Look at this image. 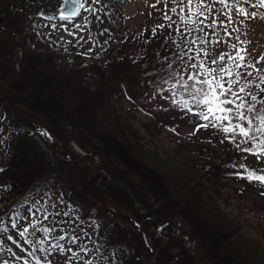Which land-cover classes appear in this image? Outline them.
<instances>
[{"label":"trees","instance_id":"16d2710c","mask_svg":"<svg viewBox=\"0 0 264 264\" xmlns=\"http://www.w3.org/2000/svg\"><path fill=\"white\" fill-rule=\"evenodd\" d=\"M58 1L53 0L52 7L48 8L46 7L47 0H0V70H2L0 77L6 81V84L0 81V105L5 106L4 108L0 106V179L4 178L6 173L9 176L17 175L13 181H0L3 182V185L2 183L0 185V199L1 195L8 193L9 201L6 203L15 206L23 204L20 211L14 213L15 218L19 220V213L28 210L24 198L28 197L27 200L30 206L32 205L30 199L35 196V190H33L35 187L31 184L38 178L27 170L26 165L37 163L39 172L36 173L45 177L42 186H57V189L68 186L74 191L73 186H70L71 181V183H77L78 188L82 190L74 191L75 193L71 196H62L57 199V206L62 202H67L68 207L60 210L58 206L53 210L69 212L68 216H57L74 217L73 222L70 220L56 222L54 220L56 216H54L46 223L53 226L55 221L56 232L66 229L70 234L75 232L81 237L83 246L89 249L88 253L80 252L77 245H68L67 237L61 243L72 247L78 256L83 257V261L91 260L93 264H162L157 259L159 257L166 264H202L176 236L169 239V244L174 248L171 249L169 246H159L156 242L157 238L148 233L150 244L144 247L134 229L128 230L126 227L118 226V222H111L108 212L116 211L107 208V205H112L111 201L117 205L133 208L135 203L149 202L146 201L149 195H158L163 199L162 207L172 212H179L185 217L190 226L191 235L196 238L201 251L203 250L212 262L216 264H264V256L250 252L254 251L255 247L250 250L240 249L244 240L238 237L237 223L215 205L213 192L207 191L206 187L210 181L215 183L219 181L218 176L225 174L224 157L218 159V162L210 163L196 183L185 185L179 182L185 178V175L178 172L175 167L177 165L164 162L160 158L149 162L148 155L144 153L142 147L130 138L126 139L124 133L118 131L120 122L115 119L118 113L112 112L110 97H116V94L121 91L126 99L132 101L134 107L137 108L139 104L146 106L141 91L153 93L159 91L161 90L160 83L166 80L163 77L153 84L143 81L142 84L145 87L140 90L139 96H136L137 88H130L126 82L131 80V82L138 83L141 76L135 74L133 67L136 62L131 59L133 57L128 55L127 50H131L132 47L143 49V43L147 50L154 52V57L157 54H165L164 45L170 56L171 43L168 48L165 38L162 40L164 44L157 43L156 40L155 42L148 40L161 39L157 35L159 32L156 31L153 35V30L136 33L125 30L120 35L115 31L113 34L107 30L100 31L101 41L97 55L102 58V61H90L89 72L98 81L97 87L89 89V86H86L77 75V64L68 59L70 51L63 49L37 51L34 47L26 46V43L31 40L29 29L25 27L28 19L39 16L40 12L54 9ZM119 1L94 2L90 5L96 11H89V14L95 17L105 16L113 22L119 18ZM52 17L59 19L57 15ZM169 36L171 34L167 33L166 37ZM149 43L152 46H149ZM150 56L151 54L145 55L148 62L151 59ZM56 59H61V62H55ZM159 63H163V67L166 65L164 60H159ZM142 70L146 73V70ZM141 109L152 119L164 121L162 117H158L154 109L153 111L151 108L141 107ZM12 110H15L22 118L37 120L49 133L51 129L54 135L63 142L64 140L68 142L72 136L65 139L66 133H75L72 130L74 126L72 117L83 119L88 127L91 124V130L100 124L102 118L107 119V124L101 129L103 132L95 136L97 142L93 150L99 156V164L92 167L96 174L93 179L90 182L89 179H85L84 172L87 166L83 165L84 167L80 168L74 159H58L57 154L50 157L46 149L32 150L33 158L28 157L29 144L35 140L34 138L39 137L40 142L45 143L46 141L37 131L19 122ZM51 126L54 128L52 129ZM57 126L63 127L61 132L65 133L60 135L62 138L56 134ZM48 146L54 149L50 143ZM89 151L94 152L88 148L87 152ZM21 154H23L22 160L20 159ZM62 164H69L67 167L72 177L68 180L62 177L61 170H64ZM58 165L61 166L60 169H57ZM100 168L105 171V176H101ZM131 173L138 175L139 180L131 179ZM100 176L98 183H92L96 177ZM232 176L235 175L232 174ZM12 185L16 186V191L11 189ZM262 202L264 203V200ZM83 205L86 207L95 205L96 211L86 215V210H82ZM5 214H8V211L0 209V218L3 217L0 219V228H2L0 232L7 230L11 220L14 219ZM136 219L134 220L140 221V218ZM85 222L87 223L84 224ZM89 226H92L91 230ZM15 237L16 241L13 237V240H7L6 244L12 250L17 248L13 250L20 252L17 256H24V251H28L24 247L33 251V245L24 243L27 237L22 238L18 233ZM3 249L0 261H3L9 254L8 248L3 247ZM36 252L43 257L55 253ZM72 261L75 264H83L82 260L73 259ZM17 263L24 264V261L15 258L13 264ZM30 264L35 263L30 262Z\"/></svg>","mask_w":264,"mask_h":264},{"label":"rangeland","instance_id":"374dc122","mask_svg":"<svg viewBox=\"0 0 264 264\" xmlns=\"http://www.w3.org/2000/svg\"><path fill=\"white\" fill-rule=\"evenodd\" d=\"M52 1L53 0H47L46 7L51 8ZM60 1L61 0L56 2V7L54 9L43 12V16H33L28 19L25 27H28L29 29L31 40L26 43V46L34 47L37 51H44L48 49L52 51L55 49L70 51L68 59L71 60V62H74V64H77V75L86 86H89V89L97 87L96 85L98 81L89 72L90 61H102V58L97 55V53H99V42L101 41L100 31L107 30L112 34L116 32L120 35L124 33L125 30L136 33L138 31L148 32L149 30L156 28V31L159 32L157 35L161 37V39L151 38L148 40L153 42L156 40L157 43L164 44L162 40L165 38L167 39L165 44L168 48L169 43H171L170 56H168L164 45L163 50L165 51V54H157L154 57V52L147 50L143 43V49H140V47L139 49L137 47H132L131 50H127L128 55L133 57L131 59L136 62L133 67V69H135V74L137 76H141L138 83L134 81L131 82V80L126 82V85L130 88H137L135 90L136 96H139L140 90L145 87L144 84H142L143 81L144 83L153 84L157 79L164 77L166 78L165 81L168 82L164 83V81H162L160 83L161 90L154 93L151 91H141L143 102H146V106L139 104L140 106L137 108L134 107L132 101L126 99L121 91L116 94V97H110V105L113 108L110 109H112L113 113H118V115L115 116L116 121L120 122V129L118 131L124 133L126 139L129 140L130 138L131 141L137 142L138 145L142 147L144 153L148 155L149 162L156 158H160L163 159L164 162L166 161L170 164L177 165L175 167L178 172L185 175V178L181 179L179 182H182L185 185H192L196 183L200 178V175H202L204 169L209 166L210 163L218 162V159L224 157L223 167L225 168V174L218 176L219 181H216L215 183L210 181L206 187L207 191L213 192L212 197L215 200V205H217L219 209L227 215V217L234 219L237 223L238 237L244 240L240 249L250 250L252 247H255V250H251L250 252L264 256V203L262 202V200H264V195H262V193H264V185H261L259 182H250L246 179H241L236 175L234 177L232 176L233 173L243 171V169L235 166L240 163H245L253 169H264V159L257 160L251 154L237 150L236 143L225 140V134L215 129H201L196 132L195 135H189L195 129L196 123H203V121H199L195 117L190 118L184 113V111L176 105H173L171 102L173 99L179 101L182 95L186 96L183 89L179 88L176 90V94L173 95L171 84L174 81L169 79L170 72H179L182 70L180 62L176 60L175 57L181 50H187L188 44H182L181 41L186 38L187 41L190 42L193 39V36L203 35V33L193 31L192 35H187V33H185L182 37L180 32L177 31L178 28L182 31L185 27L180 20L181 14H179V10L178 13L169 12L168 14L171 16V20H165L163 19L166 11L164 3L161 2L156 4V0H120L119 18L113 22L109 21L105 16L95 17L94 15L89 14L88 10L84 9H81L79 16L70 20H48L47 17L49 16H58L57 8ZM83 2L85 3V6H88L89 4H93L94 0H83ZM153 4H156V8L151 7ZM171 6V0H169V7ZM223 10V6L217 3L215 5L214 14L219 15ZM249 10L257 11L258 17L255 19L245 20L243 24L237 22L229 25V31L232 32L231 37L225 35L222 29H217L216 36L211 37V39H219L221 42L218 44L206 43L204 45L211 55L216 56L220 53H234L235 50L229 45L236 44L237 48L246 50L245 60L247 62L255 63L262 56H264V18H260V16H264V9ZM193 11L195 12V7ZM185 14H187V10H185ZM84 17H87V23L84 22ZM193 18L195 19L197 17L194 16ZM212 18L213 17L210 16L208 22H210ZM200 19H202V17H200ZM220 19H224V17L220 16ZM242 19V17L234 16V20L236 21H240ZM160 24H165L166 26L171 24V27L157 28L156 26ZM52 25H56L57 27L53 29ZM61 25H63V27H61ZM75 25H81L83 30L75 27ZM187 27L192 29L195 28L192 24L187 25ZM234 28H238L239 31H232ZM205 30L209 31L208 29ZM70 32L75 33V35H70ZM167 33L171 34V36L166 37ZM237 36L240 37V41H245L247 43L238 42L236 40ZM80 37H83L84 39L81 40L79 39ZM177 45L180 46L177 47ZM149 46H152V44L149 43ZM191 46L194 51L189 53V55H195V51L201 47L200 44H193ZM89 49L92 51L89 52ZM147 54H151L149 62L145 58V55L147 56ZM241 54L245 53L242 52ZM165 57H167V60L164 59ZM200 58L207 60V57L203 56V54L198 56L197 60ZM159 60H164L166 65L163 67V63H159ZM197 60H194L193 62H197ZM54 61L60 63L61 59H56ZM168 63L173 64L172 69L167 67ZM256 67L264 69V60H261L260 63L256 64ZM142 69L146 70V73L143 72ZM0 73H2V70H0ZM125 79L126 78L124 77V80ZM0 81H3L6 84L4 78H1ZM0 106L2 108L5 107L4 105ZM152 106L154 107V111L158 113V117H162L164 121L160 122L152 119L150 115L141 109V107L152 109ZM13 111L15 112V110ZM25 120L34 121L41 125L35 119ZM71 120L74 123L72 130L75 133H66L64 135L65 139L70 135L72 136L69 138L68 142L64 140L65 143L57 138L51 129L49 133V131L41 125L47 130L52 140L58 144L59 148L71 155L70 158L55 148L51 142H48L39 131L37 132L46 142H40L38 139L39 137L37 139L34 138L35 140H32L29 144L27 156L33 158V156H31V151L41 148L42 150H48L47 155L50 157L57 154L58 159H74L75 163L78 164L80 168L87 166L84 175L85 179H89L90 182L96 175L92 167H94L95 164H99V156L97 155V152L93 150V147L97 142L95 136L103 132L101 129L107 124V119L103 120L102 118L100 124L92 130V125L90 124V127H88L85 125L83 119L72 117ZM51 128L53 129L54 126H51ZM61 128L63 127L57 126L56 134L58 136L65 133L61 132ZM173 129H175V131H173ZM222 140L223 143H221ZM49 143L54 147V149L48 146ZM243 146L244 145H242V147ZM88 148L94 152H87ZM228 154L230 155L226 157ZM22 155L23 154L20 155L21 160L23 159ZM100 162L104 163L103 161ZM36 164L37 163H30L26 165L27 170H30V173H34V175L38 177L36 178V182L31 184V186L35 187L33 189L35 190V196L30 199V201H39L42 200L45 195H48L52 200L57 202V198L69 195L71 196L75 192L82 191L81 188H78L77 183H71V181L70 186H73L75 192L68 186L61 187L63 189H60L59 187L57 189V186H42L45 177L40 173H36L39 172ZM69 164H62L64 165V170H61L63 173L62 177H65L67 180L72 177L70 176V169L67 167ZM60 167L61 166L58 165L57 169H60ZM119 167H122V165H119ZM226 170L230 172L228 173ZM99 172L101 173V176H105V171L103 169L100 168ZM52 174L54 175V173ZM16 176L17 175L14 174L9 176V174L6 173L3 176L4 178L0 179V181H13ZM101 176L96 177L92 183H98ZM130 176L133 180L135 178L136 180H139V176L134 173H131ZM1 183L3 185V182H0V185ZM220 183H222V185ZM11 189L16 191V186L12 185ZM213 190L218 191L214 192ZM177 192L178 191H176V193ZM8 195V193L3 194L0 199V209L8 211V214H5V216L10 215L11 217H14L8 225V229L3 230L4 232H0V247L3 246L5 248H9L6 244L7 236L12 235L16 241L15 235L19 233L22 226H27L28 219L30 218L28 210H23L19 213V220L15 218L14 213L19 212L23 204L15 206L13 204L6 203L9 201ZM24 199L26 207L29 208L30 204L29 200H27L28 197H25ZM146 201L149 202L144 204L139 202L135 203L133 208L117 205L111 201L112 205H107V208L129 215L135 220H137L136 218H140V221H136V223L143 232L147 244H150V237H147L148 233H151L153 237L157 238L156 242L159 246L171 247L172 245L169 244V239H171L172 236H176L180 239L181 243L184 244L186 249L196 256L199 262L202 264H216V262H212L209 257L205 255L203 250L201 251L198 241L193 235H191V229L187 220L183 215H181V213L172 212L166 207H162L161 204L163 199L158 197V195H149L146 198ZM96 203L98 204V202ZM58 206L60 210L63 207H68L67 202H62L58 204ZM82 210H86V215H90L96 211V206L91 205L86 207V205H83ZM109 216H111V222H118V226L126 227L128 230L134 229L136 231L133 225L120 214L109 213ZM1 218L3 217L1 216ZM54 220L56 222H64L65 220L73 222L74 217L62 218L56 216ZM13 222H16L19 226L17 228H13ZM86 223L87 222L84 224ZM88 228L91 230L92 226H89ZM135 233L137 234V231ZM16 247L18 246L16 245ZM24 248L28 250L24 251L25 258H27L29 262L35 263V261L28 255L31 250L26 247ZM171 249L174 248L171 247ZM13 250H17V248ZM20 250L22 251V249ZM13 252L17 255L20 254V252L17 251ZM2 253L3 251L0 252V255H2ZM151 253L153 252L151 251ZM36 256L40 258L41 264H66V257H68L69 254H67V252L62 254L59 251H56L49 256L43 257L41 255L39 256V253L36 252ZM15 258L16 257L12 256L9 252L4 260L9 259L10 264H13V260H15ZM157 259L159 261L161 260L159 257ZM69 264L75 263L70 261Z\"/></svg>","mask_w":264,"mask_h":264},{"label":"snow or ice","instance_id":"6c2138e0","mask_svg":"<svg viewBox=\"0 0 264 264\" xmlns=\"http://www.w3.org/2000/svg\"><path fill=\"white\" fill-rule=\"evenodd\" d=\"M94 2L99 3L100 0H94ZM161 2L164 3L166 9L163 16L165 20H171L169 12L178 13L179 10L180 20L185 25L182 31L177 29L182 37L185 33L192 35L193 31L203 33V35L193 36L190 42L186 38L182 39V44H188L187 50H181L175 57L180 62L182 70L169 73V79L174 81L171 84L173 95L176 94L178 88L183 89L186 93V96L182 95L179 101L173 99L172 104L184 111L190 118L195 117L197 120L203 121V123H196L195 129L189 135H195L201 129H215L225 134V140L236 143L237 150L249 153L257 160L264 159V69L256 67V64L264 60V56L255 63H250L245 60L246 50L237 48L236 44L229 45L235 50L234 53H220L216 56L211 55L204 47L206 43L218 44L221 42L219 39H211L216 36L217 29H222L225 35L231 37L232 32L229 31V25L237 22L243 24L245 20L257 18L258 12L249 9H264V0H171V7H169V0H156V4ZM217 3L224 9L219 15L214 14ZM156 4L151 7L156 8ZM61 7L64 8V11L60 12L58 16L61 21L79 16L81 9L96 11L90 4L85 8L83 0H64ZM194 7L195 12L193 11ZM185 10H187V14H185ZM38 14L44 15L43 12ZM194 16L197 18L194 19ZM210 16L213 18L208 22ZM220 16H223L224 19H220ZM234 16L243 19L236 21ZM260 18H264V16H260ZM47 19L52 20L54 17L49 16ZM84 22H88L87 17H84ZM189 24L194 25L195 28H188ZM52 27L55 29L57 26L52 25ZM75 27L82 29L81 25H75ZM156 27L170 28L171 24L167 26L160 24ZM232 31L238 32L239 29L234 28ZM69 34L75 35L71 32ZM155 34L156 28L153 29V35ZM79 39L84 38L80 37ZM236 40L240 43H247L240 41L239 36L236 37ZM193 44H200L201 47L195 51V55H189L194 51L191 46ZM179 46L177 45V47ZM242 52L245 54H241ZM201 54L206 56L207 60L203 58L197 60ZM164 59L167 60V57ZM194 60L197 62H193ZM167 67L172 69L173 64L168 63ZM167 82L164 81V83ZM44 134L47 135V133ZM242 145L244 146L242 147ZM235 166L243 171L233 173L234 175L264 185V169H253L245 163ZM57 207V202L48 195H45L42 200L33 201L28 208L30 217L28 224L22 226L18 233L22 238L27 237L24 243L34 246L33 251L28 255L35 261V264H41L40 258L36 256V251L46 254L56 251L62 254L70 253L71 255L66 257V264H69L73 259L83 261V257L78 256L72 247L61 243L66 240V237L68 245H77L82 253L89 252L87 246H83L81 237L75 232L70 234L66 229L56 232L55 221L53 226L46 223L54 216L70 215L69 212L53 211ZM16 215L18 216V214ZM18 226L16 222L12 223L13 228ZM7 240H13V236H7ZM17 246L19 247V245ZM2 251L4 249L0 247V252ZM7 251L16 259L23 260L24 264H30L27 258L17 256L11 248H8ZM0 264H10V261L3 260L0 261ZM83 264H93V261H83Z\"/></svg>","mask_w":264,"mask_h":264},{"label":"water","instance_id":"95a60500","mask_svg":"<svg viewBox=\"0 0 264 264\" xmlns=\"http://www.w3.org/2000/svg\"><path fill=\"white\" fill-rule=\"evenodd\" d=\"M64 3V0H61L59 5H58V8H57V13L59 15L60 12L64 11V8L61 7V5ZM12 112L15 114L16 116V119L25 124L26 126L32 128V129H35L36 131H39L43 137L48 141V142H51L53 144V146L55 148H57L60 152H62L65 156L67 157H71V155H69L66 151L64 150H61L58 146V144L56 142H54L51 138V136L49 135V133L47 132V130L42 127L41 125H39L38 123L34 122V121H30V120H25V119H22L18 114H16L13 110ZM44 133H47V135H45ZM108 213H117V214H120L123 218H125L126 220H128L132 225L133 227L136 229L137 231V234L141 240V243L144 247H146L147 243L145 241V237H144V234L143 232L141 231L139 225L129 216V215H126V214H122L120 212H116V211H109ZM150 251V250H149ZM163 264H165L162 260H160Z\"/></svg>","mask_w":264,"mask_h":264}]
</instances>
